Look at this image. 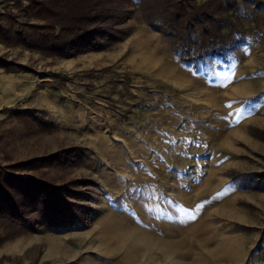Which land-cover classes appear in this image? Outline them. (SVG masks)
<instances>
[{"label": "rangeland", "instance_id": "374dc122", "mask_svg": "<svg viewBox=\"0 0 264 264\" xmlns=\"http://www.w3.org/2000/svg\"><path fill=\"white\" fill-rule=\"evenodd\" d=\"M30 1L0 0V170L61 189L53 220L78 223L25 203L0 264H264V0L199 7L185 36L225 25L232 48L198 60L161 28L173 0H103L88 27L109 37L70 56L30 28L82 0Z\"/></svg>", "mask_w": 264, "mask_h": 264}, {"label": "trees", "instance_id": "16d2710c", "mask_svg": "<svg viewBox=\"0 0 264 264\" xmlns=\"http://www.w3.org/2000/svg\"><path fill=\"white\" fill-rule=\"evenodd\" d=\"M34 1L31 0L30 2L37 5L38 3ZM56 1L59 3L62 2V0ZM64 1L66 2L68 0ZM208 1L209 0H173L172 4L167 7L165 13L166 21L161 28L166 29L168 35L179 38L180 42L183 40L182 43L178 42L174 46V51L178 56L185 59L187 57L188 59L195 58V60H198L201 59L202 56L206 57L224 54L226 51L224 48H226L227 45L229 49L232 48V39L225 38L228 32V28L225 25L211 29L202 27L200 32L196 31L194 37L185 36L191 35L188 30L189 26L185 25V22L188 18H201L202 13H200L198 9ZM103 3V0L101 2H99V0H82L79 5L72 4L74 13L68 24L54 23L53 25L51 22L44 23L42 26H31L30 29H32L34 37L43 43V45L41 44L43 47L37 43L36 45L39 46L35 47L48 53L70 56L73 53H77L78 51L96 44V39H92L91 36H102V39H106L109 37L107 36L109 33H107L106 30L103 32L101 31L103 35H98L100 32L97 33V31L100 29L88 27L89 24L98 23L100 20L104 23L112 19L109 13L99 10L100 7L103 8ZM188 6H191L192 13L186 11L188 10ZM44 10L46 12L43 11L42 8L43 15L39 13L38 15L42 16L41 18L43 19L53 20L54 12H52V10ZM9 21V26L0 30V35L3 36V39H12V33L15 32L14 21L12 18L9 19ZM152 24L155 23L152 22ZM77 48L78 50H76ZM56 188H49L34 179L24 178L11 172L0 170V219H11L13 222L21 223L24 220L22 215L23 210L31 206V208H36L35 210L39 208L42 209L41 212L45 216L48 225L63 226L69 223H78V217L73 213L66 216L69 217L68 222L61 221L60 223H56V220H53L58 212H60L62 208H65L64 203L62 204L64 199L62 196V198L60 197V191L62 190ZM39 190H42L44 193L48 192L44 199L39 198L37 194ZM30 192L34 193L30 194ZM15 193L19 195V197H17ZM50 196H52V198ZM25 203H30V205L25 206Z\"/></svg>", "mask_w": 264, "mask_h": 264}]
</instances>
